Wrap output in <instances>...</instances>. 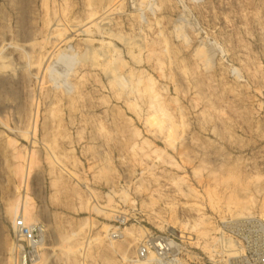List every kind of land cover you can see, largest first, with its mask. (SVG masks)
Returning <instances> with one entry per match:
<instances>
[{
	"label": "rangeland",
	"instance_id": "374dc122",
	"mask_svg": "<svg viewBox=\"0 0 264 264\" xmlns=\"http://www.w3.org/2000/svg\"><path fill=\"white\" fill-rule=\"evenodd\" d=\"M25 201L30 264L262 251L264 0H0V264Z\"/></svg>",
	"mask_w": 264,
	"mask_h": 264
},
{
	"label": "built area",
	"instance_id": "2783aa9c",
	"mask_svg": "<svg viewBox=\"0 0 264 264\" xmlns=\"http://www.w3.org/2000/svg\"><path fill=\"white\" fill-rule=\"evenodd\" d=\"M252 223L253 220L245 221ZM12 234L16 264H30L38 257V249L43 241L42 229L38 224L27 223L19 217L13 222ZM116 232L111 233L117 238ZM184 245L177 236L160 235L146 239L137 251L138 258H147L150 253L154 256V264H179L183 255ZM237 264H264V249L260 252L245 248L243 254L236 258Z\"/></svg>",
	"mask_w": 264,
	"mask_h": 264
},
{
	"label": "bare ground",
	"instance_id": "6f19581e",
	"mask_svg": "<svg viewBox=\"0 0 264 264\" xmlns=\"http://www.w3.org/2000/svg\"><path fill=\"white\" fill-rule=\"evenodd\" d=\"M143 1V0H142ZM143 3V2H142ZM73 59H75L74 57H72V56H68V55H66V54H60L59 56H58V60L59 61H61V62H63L64 64H66V65H71V64H73L72 62H73ZM48 69H49V67H47ZM50 68H51V66H50ZM51 70V69H50ZM67 80H65V82H66ZM75 83V82H74ZM68 84H69V82H68ZM67 84V85H68ZM70 85V84H69ZM73 85V84H72ZM66 87V86H65ZM70 87V86H69ZM69 90H70V88H69ZM68 90V91H69ZM29 207H28V204L26 203V201L23 203V204H21V206L20 205H18V206H16V214L18 215V217H21V218H23L27 223H30L31 222V220H32V218L29 216V209H28ZM253 218V217H252ZM251 217H247V218H244L243 219V221H248V220H250V219H252ZM240 220H242V219H240ZM239 220V221H240ZM263 221H264V218L262 219ZM258 221V220H257ZM259 222V221H258ZM232 224V223H231ZM241 225V224H240ZM262 225V224H261ZM238 227V226H237ZM174 228V227H173ZM172 232L176 235V236H178V237H180V238H185V239H189L188 237H186V236H183V235H181V234H179V232L178 231H175L174 229L172 230ZM153 257V255L150 253V256H148L147 258H144V259H140V260H135V261H132L133 262V264H151V262H152V259H154V258H152ZM38 261H36V263L35 264H40V262H41V259H40V256H39V259H37Z\"/></svg>",
	"mask_w": 264,
	"mask_h": 264
}]
</instances>
